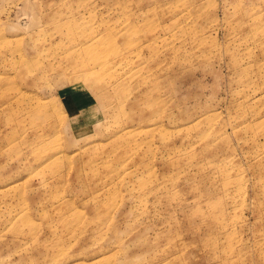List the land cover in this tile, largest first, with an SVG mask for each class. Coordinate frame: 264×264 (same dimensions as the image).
<instances>
[{"label": "rangeland", "instance_id": "374dc122", "mask_svg": "<svg viewBox=\"0 0 264 264\" xmlns=\"http://www.w3.org/2000/svg\"><path fill=\"white\" fill-rule=\"evenodd\" d=\"M0 264H264V0H0Z\"/></svg>", "mask_w": 264, "mask_h": 264}]
</instances>
